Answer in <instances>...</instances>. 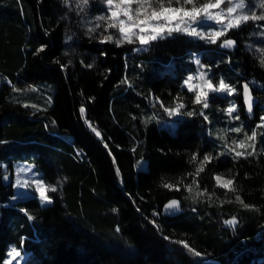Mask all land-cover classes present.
Returning <instances> with one entry per match:
<instances>
[{
	"label": "trees",
	"instance_id": "trees-1",
	"mask_svg": "<svg viewBox=\"0 0 264 264\" xmlns=\"http://www.w3.org/2000/svg\"><path fill=\"white\" fill-rule=\"evenodd\" d=\"M246 3L251 8L254 0ZM102 10L103 0H89L83 10L77 0H0V79L12 87L0 90V161L10 169L16 161L32 163L57 189L42 205L36 193L14 200L11 184L0 180V262L14 245L29 252L25 264H264V128H257L264 66L256 46L264 29L250 20L228 31L234 50L175 34L136 51L137 43H101V21L89 34ZM194 54L240 89V116L232 123H241V135L257 130L254 156L218 155L224 145L215 130L224 123V97H213L201 115L193 93L181 87L195 69ZM251 80L260 101L253 117L242 99ZM22 82L28 90L18 89ZM178 96L186 105L182 112L196 114L184 115L172 131L162 125L168 116L156 98L172 107ZM153 115L157 119L145 124ZM193 153L217 157L195 177L211 199L193 198L198 189L187 175L195 171ZM219 173L235 177L237 192L215 186ZM182 177L178 191L162 186ZM185 184H193V192ZM172 198L182 201L181 212L163 216ZM232 217L235 228L224 223Z\"/></svg>",
	"mask_w": 264,
	"mask_h": 264
},
{
	"label": "snow or ice",
	"instance_id": "snow-or-ice-1",
	"mask_svg": "<svg viewBox=\"0 0 264 264\" xmlns=\"http://www.w3.org/2000/svg\"><path fill=\"white\" fill-rule=\"evenodd\" d=\"M67 4L69 0H64ZM103 3L107 6V15L97 16L96 21L98 22L94 27L89 28V34L97 31L101 27L100 21L106 22L104 24L103 32H107L109 29L114 30L105 35L101 33V43H114L116 46H121L125 43L135 44L138 43L141 47L137 48L136 51H141L143 46L151 44L153 41L172 37L174 34H182L190 37L205 40L208 43H216L221 37H225L228 31L238 29L242 24L252 20L264 21V14L256 15L255 12H251L249 5L246 0H103ZM258 3L261 10H264V0H254L253 6ZM89 4V0H77V7L83 10ZM205 22H213L216 27H212L208 31L203 30ZM236 44L235 40L223 39L222 47L231 48ZM45 46H41L37 51H43ZM264 53V49L259 50ZM193 62L197 65V72L195 74H189L183 81L182 88L186 87L187 91L193 93V103L201 105L200 114L203 115V109L209 107V96L210 94L221 93L225 96H232L236 93L237 89L226 83L223 77L218 78L217 83H213V79L210 77V66L202 65L198 57L193 58ZM260 63L264 66V56L261 57ZM92 67V65H88ZM243 97L246 106V110L251 113L253 108V99L250 94L248 84L243 85ZM51 98H49L50 102ZM157 102L163 107L164 111L169 116L186 115L193 116L196 113L194 111L182 112L181 110L186 107L182 102L181 97H176V103L172 107H165L164 102L156 98ZM29 107L28 104L24 105ZM156 105L153 104V107ZM35 108L36 105H31ZM238 106L235 102H231L229 107L225 111L232 116L236 113ZM81 114L85 112L82 107L80 109ZM207 120V116H204ZM233 119L239 120V115L232 116ZM135 119V117H133ZM157 119L155 115L151 117H145L144 123L147 124L152 120ZM264 121V117H261ZM89 128L97 137H101V133L90 121H86ZM257 128H264V123L257 125ZM228 131L241 133L243 127L231 128ZM264 135V132L261 133ZM257 137V130L253 129L251 134L243 132V138L239 140H232L231 145L227 144V134L221 137L225 140V149L232 155V159L238 160L241 158L247 159L249 156H254L255 143ZM247 141H252L249 144ZM107 146V145H105ZM251 148L252 151H247ZM243 150V151H242ZM219 156L225 155V152H220ZM199 154L193 153L189 163L195 164V171L187 173L188 176L193 177V184L198 189L193 198L207 195L211 199L212 194L208 192L207 188L200 190L199 182L195 179L200 173L205 170V166L210 163L214 158L210 153L205 154L202 159H198ZM32 167L19 166L17 168V179L15 184L23 188H29L34 186L35 191L39 193V198L42 205L51 203V197L48 192H55L57 189L54 185H47L42 178L32 179L31 183L27 179L22 180L20 173L31 172ZM117 171H119L117 169ZM5 180L7 176L3 177ZM183 177L177 184L171 182L163 183L162 186L169 190H180V183L183 182ZM215 186L226 190V192H237L235 186V177L229 179L224 177L222 174L214 176ZM193 184H185L184 188L188 192H193ZM235 200L243 205L245 209L253 210L254 206L245 204L239 195L235 196ZM231 202V201H229ZM178 200H171L165 205L166 210H175L179 208ZM258 211V209H255ZM27 213L26 209H23ZM28 219H34L31 215H28ZM155 224V221H152ZM226 225L235 226L238 223L236 217L225 220ZM157 227H159L157 225ZM119 231V228H117ZM167 239V238H166ZM185 249H187L194 256H201L200 252L191 248L187 241H178ZM8 259L3 260L0 264H12L14 260H24L22 252L15 247H12L7 253Z\"/></svg>",
	"mask_w": 264,
	"mask_h": 264
},
{
	"label": "rangeland",
	"instance_id": "rangeland-1",
	"mask_svg": "<svg viewBox=\"0 0 264 264\" xmlns=\"http://www.w3.org/2000/svg\"><path fill=\"white\" fill-rule=\"evenodd\" d=\"M246 10H248L249 11V14H251V12H255L256 13V15H261V14H264V10H261L260 9V7H259V5H258V3H256L255 4V6H253L252 5V7L251 8H249V9H246ZM108 13H107V6L103 3V10H102V12H101V14H100V16H102V15H107ZM93 19H95V18H93ZM260 26H262V29H261V31H263V29H264V21H262V20H255ZM88 23H89V21H87ZM90 22H93L92 20H90ZM101 23H102V25H104L106 22H104V21H101ZM203 27V30L204 31H208V30H210L212 27H216L215 25H214V23L213 22H205V24L202 26ZM110 32H114V30H112V29H109L107 32H105L104 34L105 35H107V34H109ZM175 35V34H174ZM261 37H263V35H261ZM194 38V37H193ZM227 37L225 36V37H221L219 40H217V42H219V44L222 42V40L223 39H226ZM198 39V38H197ZM232 39V38H231ZM137 46H139V47H141L138 43H137ZM256 46H258V48H257V50L259 51L260 49H264V37L261 39V40H259L257 43H256ZM146 47H148V45H146V46H143V49H145ZM259 53H261L260 51H259ZM261 55L262 56H264V53H261ZM194 56L195 57H198L199 59H200V54H194L193 56H192V58L191 59H193L194 58ZM197 72V65L195 66V69L192 71V72H190L189 74H195ZM188 74V75H189ZM187 75V76H188ZM210 77L213 79V83L215 84V83H217V80H218V78H220V77H222L221 75H218V76H216V74L215 73H212V71L210 70ZM184 81V80H183ZM226 83H229V82H227V81H225ZM5 82H1V79H0V90L5 94V93H8V92H10L11 91V86H10V84H4ZM9 83V82H8ZM183 84V83H182ZM229 84H231V83H229ZM244 84H248V86H253V87H256L258 84L255 82V81H253V80H251V81H246ZM243 84V85H244ZM231 85H233V84H231ZM236 89H237V91H236V93H234L232 96H225L224 94H221V93H217V94H210V96H209V100H208V102L213 98V97H216V96H220V97H224V102H225V106L223 107V112H224V114H225V117H224V123L221 125V126H219V128H216V130H215V132H217V136L218 137H223V136H225V133L227 134V144L228 145H231V142H232V140H239V139H242L243 138V135H241V134H239V133H235V132H231V131H228L229 129H231V128H235V127H241V123H237V124H234V123H232V122H235V121H237V120H235V119H233L232 118V116H235V115H239L240 116V114H239V104L237 103V100H236V95L237 94H239L240 93V89H238L235 85H233ZM29 87H30V85H29V83H27V82H22L21 84H19V87H18V89H20V90H28L29 89ZM231 102H235V104L238 106V110H237V112L236 113H233L232 114V116H229V114L225 111V109H227L228 107H229V105H230V103ZM260 104V103H259ZM262 105H259L260 107V110L262 111V113H261V117H264V103H261ZM181 111H183V109L181 110ZM167 116H168V119L167 118H165V121H163L162 122V125H163V127H170L171 128V130L172 131H175V127H176V125H177V122L179 121V120H181L183 117H184V115H178V116H169L168 114H167ZM262 123H264V121H260L259 122V125L260 124H262ZM248 134L250 135L251 134V130H249L248 131ZM257 138V137H256ZM247 143H249V144H251V143H253L252 141H247ZM254 143L256 144V140L254 141ZM219 144H223L224 145V147L222 148V152H224V151H226V149H225V140L224 139H222V141H220L219 142ZM250 148H248L247 150H249ZM243 151V150H242ZM251 151H252V149H251ZM220 152H221V150H220ZM219 152V153H220ZM227 152V151H226ZM143 163H144V161H143ZM145 164H146V161H145ZM143 165V164H142ZM19 166H24V167H29V166H31L32 167V171L31 172H24V173H20L19 175H20V178L22 179V180H24V179H27L28 181H29V183H31V180L32 179H36V178H42V174H41V172L35 167V165L34 164H32V163H29V162H27V161H16V162H14V164H13V168L12 169H10V166H9V163H6V162H3V161H0V180H2V178L4 177V176H9L10 177V179H11V186H12V188H13V191H14V195H13V199L14 200H18L19 198H25V197H28V196H30V195H32V196H34L35 195V193L38 195V197H39V193L38 192H36L35 191V188H34V186H32V187H29V188H23V187H20V186H17L16 184H15V181H16V179H17V168L19 167ZM145 166V165H144ZM140 167V166H139ZM219 174H222L224 177H226V178H229V179H231V177L229 176V175H227L226 173H219ZM43 179V178H42ZM46 184V183H45ZM49 204V203H48ZM12 247H15L14 245H10V247H9V250L12 248ZM15 248H17L18 250H20L21 252H22V255L24 256V260H14L13 262H12V264H24V261L26 260V258L28 257V254H29V252L27 251H24L23 250V248H18V247H15ZM8 250V251H9ZM5 259H8V256H6V258Z\"/></svg>",
	"mask_w": 264,
	"mask_h": 264
},
{
	"label": "water",
	"instance_id": "water-1",
	"mask_svg": "<svg viewBox=\"0 0 264 264\" xmlns=\"http://www.w3.org/2000/svg\"><path fill=\"white\" fill-rule=\"evenodd\" d=\"M227 39H231V38H227ZM232 40H234V39H232ZM236 41V40H235ZM222 45V42L219 44V48L221 49V50H234L235 48H237V42H236V44H235V46L234 47H231V48H227V47H222L221 46ZM249 87V90H250V94H251V97H252V99H253V108H252V112L251 113H249L246 109V114H247V116H249V117H253L255 114H256V108H257V106L259 105V98H258V96L254 93V90H253V88L251 87V86H248ZM242 99H243V104H244V106H245V102H244V97H243V90H242ZM245 108H246V106H245ZM8 177V179L7 180H5L4 178H2V182L5 184V185H8V184H10L11 183V179H10V177L9 176H7ZM171 200H178L180 203H179V208L178 209H175V210H166L165 209V205L166 204H168V202L169 201H171ZM168 202H166L165 203V205L163 206V209H162V215L163 216H167V217H174V216H177V215H179V213L181 212V208H182V201L179 199V198H172V199H170Z\"/></svg>",
	"mask_w": 264,
	"mask_h": 264
}]
</instances>
